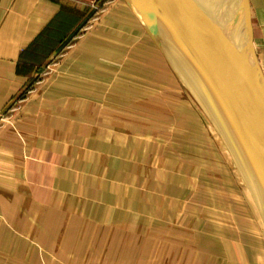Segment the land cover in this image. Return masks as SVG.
Returning a JSON list of instances; mask_svg holds the SVG:
<instances>
[{"label": "crops", "instance_id": "0c3cea01", "mask_svg": "<svg viewBox=\"0 0 264 264\" xmlns=\"http://www.w3.org/2000/svg\"><path fill=\"white\" fill-rule=\"evenodd\" d=\"M247 1L264 84V0ZM164 58L126 0H0V118L34 88L0 128V264H213L174 233L162 179L181 177L180 134L228 164Z\"/></svg>", "mask_w": 264, "mask_h": 264}, {"label": "water", "instance_id": "95a60500", "mask_svg": "<svg viewBox=\"0 0 264 264\" xmlns=\"http://www.w3.org/2000/svg\"><path fill=\"white\" fill-rule=\"evenodd\" d=\"M221 136L264 222V84L247 0H126ZM214 14L217 16L215 17Z\"/></svg>", "mask_w": 264, "mask_h": 264}, {"label": "rangeland", "instance_id": "374dc122", "mask_svg": "<svg viewBox=\"0 0 264 264\" xmlns=\"http://www.w3.org/2000/svg\"><path fill=\"white\" fill-rule=\"evenodd\" d=\"M205 1L215 13L222 11L220 15L225 16L220 2ZM177 82L180 84L177 83L178 88H182L183 100H188L194 106L205 126L201 120L200 125L206 127L215 139L219 152L224 155L228 164L225 171L229 168L230 177L228 179L227 173L221 170L220 157H214L215 163L208 162L209 168L204 165L201 147L198 160L194 161L196 156L187 151L189 137L180 134L179 142L185 149L179 156L181 162L171 160L168 164H173L181 177L162 179V186L175 188L176 192L168 195V204L181 203L177 222L182 223L183 227H175L174 233L180 235L178 230L181 229L184 236H189L195 249L213 255V259L209 260L213 264H264V222L252 193L213 124L179 79ZM162 110H165V115L169 114L165 108L162 107ZM182 116L183 121L194 124L190 112L185 111ZM203 134L204 131L199 128V139L202 138L199 143L203 140ZM169 165L167 170L171 169ZM117 218L126 216L118 212Z\"/></svg>", "mask_w": 264, "mask_h": 264}, {"label": "built area", "instance_id": "2783aa9c", "mask_svg": "<svg viewBox=\"0 0 264 264\" xmlns=\"http://www.w3.org/2000/svg\"><path fill=\"white\" fill-rule=\"evenodd\" d=\"M96 15L94 16L92 23L88 26H86V29H89L92 25L97 24L98 21L100 20V14L106 10V7H101L98 6L97 4H93L92 5ZM85 29V30H86ZM71 46H73V44L67 46V48H70ZM66 54L65 51H62L61 54L58 56V58L64 57ZM58 62L52 63V66H49L47 68H45L40 74H39V78L36 81V83H40L42 82V80L48 76L54 69V67L56 66ZM34 88H31L30 90H28L27 92H25L23 94V96H21L20 98H18L7 110V112L5 114H2L1 118H0V128L9 121V119L13 116V114L20 108V106L24 103V101H26L29 97L30 94L33 92Z\"/></svg>", "mask_w": 264, "mask_h": 264}, {"label": "bare ground", "instance_id": "6f19581e", "mask_svg": "<svg viewBox=\"0 0 264 264\" xmlns=\"http://www.w3.org/2000/svg\"><path fill=\"white\" fill-rule=\"evenodd\" d=\"M217 1L220 2L223 11L226 12L225 11L226 9L224 10V8H223V3L225 2V0H217ZM228 15H229L228 13H225V16H228Z\"/></svg>", "mask_w": 264, "mask_h": 264}, {"label": "trees", "instance_id": "16d2710c", "mask_svg": "<svg viewBox=\"0 0 264 264\" xmlns=\"http://www.w3.org/2000/svg\"><path fill=\"white\" fill-rule=\"evenodd\" d=\"M201 120V119H200ZM201 122H202V120H201Z\"/></svg>", "mask_w": 264, "mask_h": 264}]
</instances>
